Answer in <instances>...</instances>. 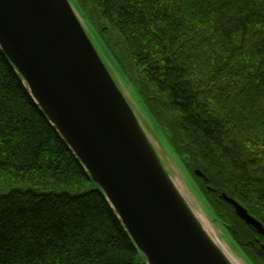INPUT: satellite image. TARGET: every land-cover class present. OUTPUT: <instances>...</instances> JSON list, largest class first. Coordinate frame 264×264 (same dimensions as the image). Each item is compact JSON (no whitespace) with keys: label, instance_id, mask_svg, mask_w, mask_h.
<instances>
[{"label":"trees","instance_id":"1","mask_svg":"<svg viewBox=\"0 0 264 264\" xmlns=\"http://www.w3.org/2000/svg\"><path fill=\"white\" fill-rule=\"evenodd\" d=\"M68 1L238 256L264 264L222 197L264 228V0ZM0 264H147L1 49Z\"/></svg>","mask_w":264,"mask_h":264},{"label":"water","instance_id":"2","mask_svg":"<svg viewBox=\"0 0 264 264\" xmlns=\"http://www.w3.org/2000/svg\"><path fill=\"white\" fill-rule=\"evenodd\" d=\"M0 49L147 264H232L177 190L68 0H0Z\"/></svg>","mask_w":264,"mask_h":264},{"label":"rangeland","instance_id":"3","mask_svg":"<svg viewBox=\"0 0 264 264\" xmlns=\"http://www.w3.org/2000/svg\"><path fill=\"white\" fill-rule=\"evenodd\" d=\"M77 15L80 18V22L82 24L83 29L85 30L89 38H91L92 43L97 49V52L99 53L102 61L111 72V75L113 76L112 78H114L116 85L120 88V90L126 97L128 103L130 104L132 110L134 111V114L139 124L141 125L146 136L153 145L156 154L159 157L165 170L168 172L171 179L176 184H178L183 190L182 193L184 195L185 200L188 202L189 206L192 208V210L195 213H198L204 219V221L209 225L210 229L212 230V233L214 234L218 242H220L224 246V248L228 250V253L230 252L229 254L232 255L236 261H238L240 264H248L245 259H242L238 256L239 252L236 249L235 245L233 244L231 238L227 234L226 230L222 226L217 224L216 221L214 220L210 211L204 204V200L198 191V188L196 186L194 179L192 178V175H190V173L187 172L186 168L183 166V164H181L182 162L180 158H177L174 151H172L170 146L167 144L163 135L156 128H154L149 117L146 116L145 112L142 111L134 95V92L131 90L130 86H128L125 82H122L123 80H121L120 76L117 75V70L111 63L108 56L105 54L101 44H99L98 42V39L101 40V37L103 35L101 36L99 30L96 28H95L96 30H94V28L92 27L94 30V34H93L89 30L90 29L89 25L91 23L85 18L84 19L81 18L78 13ZM109 36H110L109 34L104 35L105 39H107V37ZM100 42L102 43V41ZM199 179H203V178H199Z\"/></svg>","mask_w":264,"mask_h":264},{"label":"bare ground","instance_id":"4","mask_svg":"<svg viewBox=\"0 0 264 264\" xmlns=\"http://www.w3.org/2000/svg\"><path fill=\"white\" fill-rule=\"evenodd\" d=\"M175 186H176L177 190H178L181 194H183V193H182L183 190L181 189V187H180L178 184H175ZM183 197H184V195H183ZM194 214L197 216L198 220L200 221V223H201V225H202L204 231H205L209 236L213 237V238L215 239V241H216V242L218 243V245H219L220 242H218V241L216 240V237H215L214 234L212 233V230L210 229L209 225L204 221V219H203L198 213H194ZM220 244H221V243H220ZM222 251H223L224 254L228 257V260H229L232 264H240L238 261L235 260V258H234L232 255H230V254L226 251V249L224 248V246H223V248H222Z\"/></svg>","mask_w":264,"mask_h":264}]
</instances>
